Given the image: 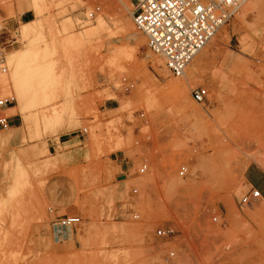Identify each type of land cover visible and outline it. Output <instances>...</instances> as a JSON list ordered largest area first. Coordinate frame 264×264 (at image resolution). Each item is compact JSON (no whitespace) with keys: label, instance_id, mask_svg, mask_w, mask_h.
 Returning a JSON list of instances; mask_svg holds the SVG:
<instances>
[{"label":"rangeland","instance_id":"obj_1","mask_svg":"<svg viewBox=\"0 0 264 264\" xmlns=\"http://www.w3.org/2000/svg\"><path fill=\"white\" fill-rule=\"evenodd\" d=\"M123 1L0 0L2 77L20 57L0 90L16 101L0 132V264H264V199L241 202L259 189L247 173L264 184V0H245L180 77L134 27L136 0ZM120 17L133 30L121 34ZM100 20L107 29L67 45ZM71 214L80 222L55 236ZM161 226L174 235L157 237Z\"/></svg>","mask_w":264,"mask_h":264},{"label":"built area","instance_id":"obj_2","mask_svg":"<svg viewBox=\"0 0 264 264\" xmlns=\"http://www.w3.org/2000/svg\"><path fill=\"white\" fill-rule=\"evenodd\" d=\"M245 0H136L131 19L134 27L145 38L149 50L162 58L165 67L176 77L183 76L185 69L193 58L211 41L221 26L226 24L239 10ZM100 6L95 5L90 9L86 18L92 20L100 13ZM7 40L0 42V76L8 72L5 45ZM120 87L125 91L134 87V82L127 77H122ZM191 98L197 103L208 100L209 92L203 86H197L190 91ZM14 97H0V132L13 126L12 115L6 114V110L15 105ZM142 115V114H141ZM81 134L87 132V128L79 130ZM146 170L142 164L139 172ZM187 167L182 165L178 169V175L184 176ZM133 192H136L133 189ZM261 191L251 188L242 198L243 204L252 199L260 198ZM137 217V215H134ZM217 220V216L212 218ZM80 222V217L75 214L60 216L53 223L55 230L71 229ZM154 234L160 238H168L174 235V229L170 227H157ZM58 236V231L55 232ZM174 255L168 254L167 260ZM165 264V263H163Z\"/></svg>","mask_w":264,"mask_h":264},{"label":"bare ground","instance_id":"obj_3","mask_svg":"<svg viewBox=\"0 0 264 264\" xmlns=\"http://www.w3.org/2000/svg\"><path fill=\"white\" fill-rule=\"evenodd\" d=\"M112 3H114V4L120 3L123 7L127 8V5H126L125 1H123V0H111V4ZM107 4H109V3H107ZM22 6L24 7V5H22ZM119 8H121V7H119ZM115 22L119 26L121 34H125V32H128L129 30H133V26L129 22H126L125 20H123V18L121 19V17L119 19H115ZM105 29H107L106 23L103 20H100V21H98L97 27L93 31L84 34L80 38L68 39L69 41H67V45L70 44L72 46V45H79V44H84L86 42H89L91 40L92 36L95 33L102 32ZM34 30H35V27H33V26H26V27L23 26L21 33L25 34L28 31H34ZM138 43H139V41H138ZM135 50H136V48H133V49H127L126 48L125 49V51L128 54V58L133 57L136 54ZM117 55H120V54H117ZM8 58H9V61L11 63H14L15 65H14V70H13V73H12L11 80H9L7 77L0 76V90H1V93L2 92L4 93V92L8 91V89L10 88V85L11 84H15L16 81L18 80L19 75H20V60H19L20 57L16 56V54H14V53H10ZM116 58L117 57H115L113 60H111V64L114 63L117 60ZM177 87L179 88V86H177ZM183 94H184V92H181V95H183ZM64 230H67V229L66 228L65 229L59 228L58 230L55 231V232L58 231L59 238H63L62 235L64 234Z\"/></svg>","mask_w":264,"mask_h":264},{"label":"crops","instance_id":"obj_4","mask_svg":"<svg viewBox=\"0 0 264 264\" xmlns=\"http://www.w3.org/2000/svg\"><path fill=\"white\" fill-rule=\"evenodd\" d=\"M74 138H71V139H66V140H62L61 139V143H65V142H68V141H71L73 140ZM119 169H120V173H123L124 170H125V166L123 164V162L120 160L119 161ZM247 181L251 184V185H256L260 191H261V195L264 199V184H259L258 181L256 180V178L253 176V173H247Z\"/></svg>","mask_w":264,"mask_h":264}]
</instances>
